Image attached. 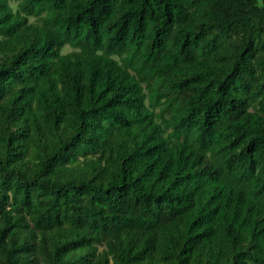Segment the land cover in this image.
<instances>
[{"label":"trees","instance_id":"obj_1","mask_svg":"<svg viewBox=\"0 0 264 264\" xmlns=\"http://www.w3.org/2000/svg\"><path fill=\"white\" fill-rule=\"evenodd\" d=\"M0 264H264V0H0Z\"/></svg>","mask_w":264,"mask_h":264},{"label":"rangeland","instance_id":"obj_2","mask_svg":"<svg viewBox=\"0 0 264 264\" xmlns=\"http://www.w3.org/2000/svg\"><path fill=\"white\" fill-rule=\"evenodd\" d=\"M33 19V18H32ZM34 20V19H33ZM71 49L67 48L64 50V52L70 51Z\"/></svg>","mask_w":264,"mask_h":264}]
</instances>
